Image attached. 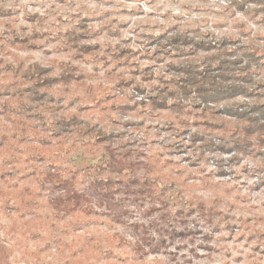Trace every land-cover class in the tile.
I'll use <instances>...</instances> for the list:
<instances>
[{"label":"rangeland","instance_id":"rangeland-1","mask_svg":"<svg viewBox=\"0 0 264 264\" xmlns=\"http://www.w3.org/2000/svg\"><path fill=\"white\" fill-rule=\"evenodd\" d=\"M212 2L198 0L191 11L172 15L162 8L180 0H0V199L7 185L19 189L17 195L32 207L70 213L62 236H74L75 225H86L87 233L94 236L105 226L111 229L110 220L115 221L119 229L108 237L111 247L99 258L105 264H149V256L163 257L162 264H204L209 259L221 264L233 256L220 246L228 243L234 249L243 245L231 264L246 260L262 264L253 257L258 253L264 258V216L245 219L233 213L264 207V149L255 146L254 151L241 153L233 148L228 153L219 147L206 149L201 140L193 139L196 134L221 145L229 135L207 127L205 121L225 117L232 124L233 112L249 108H259L261 117L264 0H228L221 12L212 11ZM144 4L151 10L146 12ZM29 7L45 9L47 14ZM172 37L191 38L199 47L172 45ZM9 49L45 51L41 61L25 67L29 57L20 59ZM218 53L222 64L223 57L236 55L244 57L238 66L251 64L246 74L254 81L246 92L218 101L169 94L187 61L201 70H216L221 60L212 57ZM10 54L11 61L6 59ZM33 64L48 67L50 77L71 69L64 77L68 82L43 89L47 96L42 101L32 99L35 88L29 67ZM63 101L76 105L73 114L81 120L100 127L103 139L90 147L101 153L100 163L109 161L115 167L102 174L101 185L90 178L77 181L74 195L65 189L69 177L59 166L48 165L39 191L30 187L35 171H25V166L38 170L37 165L52 159V137L42 133L47 131L49 114L56 116ZM59 118L53 135H76L60 130ZM204 165L215 167L207 171ZM21 172H25L21 180L29 181L23 187L11 183ZM252 178L255 181L249 184ZM197 186L210 198L215 196V207L194 194ZM244 189L248 195H236L235 203L227 201ZM220 205H226L227 212ZM97 210L108 215H96ZM31 215L37 226L51 223L47 211ZM137 215L139 221L129 223ZM237 220L243 223L232 222ZM221 232L228 234L217 239ZM40 238L46 237L41 233ZM249 246L251 252L245 256ZM98 250L86 243L81 248Z\"/></svg>","mask_w":264,"mask_h":264},{"label":"clouds","instance_id":"clouds-1","mask_svg":"<svg viewBox=\"0 0 264 264\" xmlns=\"http://www.w3.org/2000/svg\"><path fill=\"white\" fill-rule=\"evenodd\" d=\"M185 4H188V7H185ZM228 0H219V3H216L215 0L211 3L210 7L214 12H221L227 8ZM10 5H5L9 7ZM51 5H49L50 7ZM158 6V5H157ZM198 6L197 2L193 0H180L178 5L165 4L162 8V12H171L172 15H179L182 12L187 13ZM145 11H150L149 5H143ZM29 11H38L41 15H45L46 10L40 8H31ZM60 14V13H57ZM197 13L193 12L195 17ZM239 15V14H237ZM54 19V17H52ZM31 30V28H30ZM38 31L41 29H37ZM46 30V29H44ZM12 54H15L20 59H27L25 67L28 64H32L43 59L44 49H41L40 53H28L20 52L17 49L7 50ZM7 60H13V55H8ZM16 62V61H14ZM63 107L60 108V111L56 116L49 114L47 119V131L42 133L45 136L52 137V147L49 152V155L52 157L47 164L37 165L38 170L29 168L25 166V171H35V175L30 177L32 183L30 187L39 191L40 181H42L47 175L46 168L48 165L59 166L63 170V175L65 177H71L77 181L84 180L90 177V171L92 166L99 165L101 161V153L90 147L91 144L95 143L97 139L96 132L87 131L73 135L71 137L54 136L56 132L55 119H58L60 116L70 117L76 109L75 104H70L68 101H63ZM95 123V121H93ZM103 127V125H101ZM8 128L13 131H18L12 124L8 125ZM19 137H17L18 139ZM15 144V140L12 141ZM23 147V145H21ZM27 153H25V158H27ZM11 167V165H9ZM207 171H211L215 165H204ZM194 171V170H190ZM25 175V172H21L16 177L12 178L11 183H17L23 187L25 184H28L29 181L21 180V176ZM201 176L206 175V173H200ZM255 178L249 179L248 183H254ZM189 183H194L199 185V181H189ZM240 183V181H236ZM6 194L2 199H0V264H105L104 261L99 258L104 254L105 250L111 247V244L108 242V237L111 236L119 229V224L115 221H111L114 226L109 229L107 226L103 227L99 233H96L94 236L89 235L86 231V225H75L73 226L75 230L74 236H62L61 232L64 229V226L67 221V217L70 213L56 212L51 211L47 208L38 209L37 207H32L29 204H26L18 195L19 189L8 188L6 185ZM194 194L197 197L204 199L209 207H215V196H211L207 191L203 190L201 187L197 186L193 189ZM218 195L223 196V191H220ZM236 195H248L247 189L243 191L233 193L232 196L226 197L229 203H235ZM31 200V198H29ZM51 203V201H50ZM256 204H260V200L254 201ZM221 210L227 212L226 205H220ZM39 211H47L49 217H51V223L40 227L35 224L33 221L32 213H38ZM96 215H108L107 213H100L98 210L95 213ZM238 218L243 215L245 219L248 216L259 215L264 216V207L257 208L255 211H248L246 213H233ZM139 221V216H133L130 218L129 223H136ZM240 222L243 221H232ZM227 223V221L225 222ZM55 225V228L52 225ZM259 227V225H257ZM205 231H210V229H205ZM43 233L44 239L40 238V234ZM228 233H217V239L220 236L227 235ZM238 233L237 235H239ZM235 239V238H234ZM86 243L90 248L96 247L99 250L92 252L86 251L82 252V244ZM49 244L52 245L49 248ZM224 247L225 250H231L233 252L232 257L226 258L221 264H231V260L238 254L239 248H242L243 245L233 248L231 243L227 245H220ZM174 247V246H173ZM191 247V246H190ZM201 255L205 253L203 250L197 249ZM187 253L188 250L185 249ZM251 252V246L244 249L243 254L247 256ZM191 255V253H188ZM122 255L127 256V253H122ZM163 257L158 256H149V264H162ZM253 259L261 260L264 264V258L260 254H256ZM204 264H217L215 259H209L204 262ZM245 264H248V261H245Z\"/></svg>","mask_w":264,"mask_h":264},{"label":"trees","instance_id":"trees-1","mask_svg":"<svg viewBox=\"0 0 264 264\" xmlns=\"http://www.w3.org/2000/svg\"><path fill=\"white\" fill-rule=\"evenodd\" d=\"M170 43L178 47L180 45L187 46V44H194L199 47V42H194L191 38L182 39L172 37ZM215 58L216 60H221V66L219 65L216 70L212 68L201 70L187 61L183 68L178 70V72L183 75L176 79L174 85L175 89L170 90L169 94L177 95L180 93L185 97L194 95L195 97L201 98L202 101H218L224 99V97L231 98L234 95L246 92L248 86L254 81L252 77L246 74L248 73V68H250L251 64L245 63L244 65L238 66L242 64L244 57L242 58L237 55L233 59L223 57V64L221 53L215 54L212 57V59ZM249 58L253 59V61H257L252 55ZM29 68H31V79L34 81L35 88L31 97L32 99L38 97L37 99L41 101L47 96L43 89H47L49 86L53 85L54 82H61L62 84L67 83L68 78L64 77H68L67 75H70L71 73V69H66L61 71L59 76L50 77V69L48 67L46 68L33 64V66ZM261 113L262 115L260 117L259 108H257L256 111L255 108H249L247 110H242L239 113L233 112L232 114H234L233 119H235V123L232 124L230 122L231 120H227L225 117L218 120L212 118L213 120L209 119L205 121L204 125L207 127L221 129L225 134L229 135L228 139H222L223 144L221 145H216L212 142V139L205 140L203 137L197 136L196 134L193 140H201V147L206 149H209V147H214V149L215 147H219V149L228 153H230L233 148L241 153L254 151L255 146H257V149L259 147L264 149V110H262ZM59 119H61L60 122L62 124L60 130L63 132L76 133L77 135L84 132L85 129H87V131L98 129L99 131L96 132L97 140L103 139V132L97 124H90V122H87L86 120H81L76 114H72L70 117L61 116ZM201 147L199 146V148ZM262 155L264 157V154ZM114 170L115 167L112 162H102L99 165L92 166L89 178L92 179L94 183L101 185L104 181L102 174ZM64 185L65 189H69L71 194L74 195L76 193L77 180L69 177Z\"/></svg>","mask_w":264,"mask_h":264}]
</instances>
